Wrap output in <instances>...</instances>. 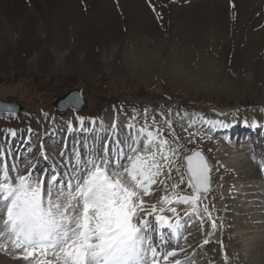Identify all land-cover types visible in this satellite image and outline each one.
I'll return each mask as SVG.
<instances>
[{"label": "rangeland", "instance_id": "374dc122", "mask_svg": "<svg viewBox=\"0 0 264 264\" xmlns=\"http://www.w3.org/2000/svg\"><path fill=\"white\" fill-rule=\"evenodd\" d=\"M26 3L30 6L29 9L36 21V36L40 41V49L30 53L21 50L23 62L17 61L13 52L21 47L20 25L11 22L9 13L0 9V99L23 105V109L18 114L0 113V136L8 134L4 131L5 129H15L17 133L29 129V138L26 140H31V143L24 144L26 147H22V149L24 160L30 158V161L33 162L37 159L39 152H42L41 145L48 146L46 148L55 147L54 150L57 154L65 150L66 141L64 142V139H67L71 131L73 132L72 129H69V122L77 120V117H83L85 122L90 119L98 120L96 124L99 125V121L106 122L111 115L118 116L115 118V122L119 136L127 139L124 136V133L128 132L126 125L133 123L137 128L143 126L146 122L145 110H147V124L152 125L150 130L155 131L159 128L165 137L172 140L170 132L171 129H174L175 136L179 137V140L173 145H179L180 160L177 162L178 165H183V155L193 149L202 150L213 164L212 180L216 187L200 201L201 215L193 214L191 216L195 221L190 228L191 235L186 237L181 245V248L184 249L182 254L186 264H209L210 261H212L211 263L215 262L213 264H248L249 261V264H264V259L259 252L257 253L260 248L256 247L259 244L257 241H264V224L260 223L259 226L257 225L258 227H251L254 223L251 213H254V217L258 220H261L260 217H264V185L260 182L258 166L252 158V153L251 156L245 153L244 147H235L231 152L224 153L223 150L226 151V149L223 140L218 136L210 135L207 131L199 129L189 131L183 120V115L188 114L184 118L190 120L191 114L189 113L198 112L199 115L210 114L217 121L233 122L235 123L231 124L233 126L252 121L262 124L264 122V111H262L264 105L261 103L263 96L252 73L249 71L247 73L244 71V74L238 71L234 72L233 69L227 67L228 63L224 57H217L218 54L213 48L201 47L200 42H196L192 38L194 32L190 35L187 34L188 30H192L191 24H185L182 28L178 24L172 28L167 27L168 29L158 33V36L156 34L155 36L146 35L132 41L127 39L122 50H116L107 55L101 54L97 65L90 64L88 59L83 57L70 58V55L58 60L55 54L52 55L53 52L50 48L54 41V34L50 32L51 17L42 16L36 9H32L29 1ZM116 11L120 18L127 17L126 9L117 6ZM157 13H159L157 10H151L154 23L162 29L165 27L166 18L162 17L160 13L158 17ZM210 23L211 21H208V24ZM181 29L189 42L185 43L179 39L178 35L183 36V32L179 31ZM167 30H170L171 33L166 32ZM71 43L75 45L73 38H71ZM136 43L137 45H135ZM132 44L134 47L130 46ZM201 51H205L206 54L204 52L201 54ZM46 52L51 58L48 57V63L44 64L42 55H45ZM74 88H79L82 91L88 105L82 111L72 108L65 111L56 109L54 107L55 100ZM41 115L46 116L45 119L48 118L46 123L49 122L48 125L53 130V134L50 130V136L46 135L47 133L41 125ZM153 118H155V124H153ZM180 120L182 121L180 122ZM166 121L171 122V129ZM104 125L107 129L108 125ZM73 128L75 132L79 131L77 129L79 127ZM66 129L69 133H66ZM56 130L62 134L61 137L55 138V135L59 134ZM190 133L195 135H189ZM256 134L252 136L255 137ZM263 134L257 135V145L264 138ZM112 135L113 132L108 130L106 136L111 137ZM16 136L12 138L11 142L15 148H20L17 142L24 143L26 140L19 134ZM51 137V140H55L56 144L48 142ZM86 138L91 140L94 137L91 135ZM211 138L214 141L210 140ZM190 140L191 143H189ZM99 143L100 140L98 145ZM216 144L218 150L214 148ZM216 154L222 156L218 161L213 158ZM40 160H42L41 155ZM237 161H241L242 164ZM228 162L237 168L240 166V168L242 166L255 168L252 169L251 174L253 177H258L257 181L251 182L250 186L246 184L251 187L250 190L245 189V181L238 178H234L232 181L221 179L218 163L228 165ZM237 168L233 166L231 170L236 171ZM222 172L226 171L222 169ZM172 175L174 180L179 179L175 171ZM173 182H167V189L173 190L171 188ZM154 188L155 190L159 188L160 193L165 191L163 186L157 185ZM175 191L190 195L191 189L185 182ZM160 193L156 194L160 195ZM160 199L161 195L156 196L151 200V205L156 204L158 208L161 207ZM205 204L208 205L211 219L215 220L217 224L214 230L211 229L210 221L202 211ZM173 206L177 207L179 213L182 212L180 205ZM248 209H251V213ZM238 218L242 220L237 222ZM241 221L242 225H238ZM224 222L229 226L226 223L224 225ZM187 225L189 224L187 223ZM237 225L251 235L245 238L237 237L235 235ZM209 232L211 236H209ZM223 234L227 241L223 242L222 248L220 241ZM206 238L209 240L207 244L204 243ZM233 241L236 246H239L238 248L232 246ZM254 250L256 251L254 252ZM225 253L228 254L227 260L224 259ZM2 254L3 252L0 251V264H19L18 259L11 256L9 252L7 254L13 257L11 261H1ZM249 255H256L257 261L253 259L254 257L250 258ZM206 260L209 262L205 263Z\"/></svg>", "mask_w": 264, "mask_h": 264}, {"label": "snow or ice", "instance_id": "6c2138e0", "mask_svg": "<svg viewBox=\"0 0 264 264\" xmlns=\"http://www.w3.org/2000/svg\"><path fill=\"white\" fill-rule=\"evenodd\" d=\"M75 102L79 103V99ZM4 108L15 115L8 105ZM145 118V124L135 132L133 123L126 125L125 140L119 138L114 122L113 135L99 137V145H82L83 153L73 148L72 167L64 173L53 169L51 173L38 174L30 169L21 174L13 165L12 175L9 165L0 163V251L11 248L16 258L26 264H186L177 258L184 249L167 239L169 235L179 238L185 227L173 205H189L190 211L186 210L185 215L200 216L201 198L213 187L212 166L201 151L195 150L183 157V165H178L179 145H173L179 137L171 129V122L166 121L173 137L169 140L159 128L150 130L147 110ZM76 119L82 131H96L95 119L89 121L88 128L84 127L83 117ZM69 127L75 131L71 122ZM4 131L17 135L15 129ZM100 131H107L103 121ZM3 156L0 150V159ZM41 158H48L43 151ZM260 167L264 171V161ZM173 171L178 180H174ZM168 181H174L171 192L167 191ZM185 182L190 195L175 191ZM157 185L165 188L159 208L156 204L147 205L144 199L154 194ZM202 211L211 229H216L208 205ZM224 259L227 260L226 253Z\"/></svg>", "mask_w": 264, "mask_h": 264}, {"label": "bare ground", "instance_id": "6f19581e", "mask_svg": "<svg viewBox=\"0 0 264 264\" xmlns=\"http://www.w3.org/2000/svg\"><path fill=\"white\" fill-rule=\"evenodd\" d=\"M26 1H29L32 9H36L42 16L51 17L52 26L50 32L54 34V41L50 47L51 52H53L52 55L55 54L58 60L67 57V55H70V58L83 57L88 59V62L93 65L99 64L101 54L107 55L113 53V51L122 50L127 39L132 41L133 39H141L146 35L155 36V34L165 31L167 27L172 28L178 24L182 28L185 24H191L192 30H188L187 34L190 35L194 32L192 38L196 42H200L201 47L213 48L218 54L216 56L224 57L229 65L226 64L227 67L233 69L234 72L238 71L244 74V71L246 73L249 71L252 73L253 79L257 81V87L261 90V95L263 96L261 103L264 105V0H151V3L149 0H0V9L7 11L11 22L20 25L21 28V47L13 51L16 60L20 62H23L21 50L30 53L40 49V41H38L36 36V21ZM117 6L127 10L126 18H120L116 11ZM153 7L156 8L162 17L166 18L165 27L162 29L153 21L151 14ZM72 10L74 11L72 12ZM208 21H211V23L208 24ZM179 31L183 32L182 29ZM166 32L171 33L170 30ZM178 36L183 42H189L184 32L183 36ZM71 38H73L75 45H72ZM145 43L147 44V42ZM130 46L134 47V44ZM203 52L206 54L205 51H201V54ZM48 57V52L42 55L44 64H47L49 58H51ZM40 118L41 125H43L42 127L48 136L51 133L49 122L46 123L48 118L45 119L46 116L44 115H41ZM71 124L72 128L79 127L77 129L80 130L78 123L72 122ZM88 127H91L90 123ZM95 128H97V124ZM103 135L102 132L100 137ZM242 135L243 130L239 129L234 136L240 138ZM19 136L26 140L29 138V131L27 129L21 130ZM12 138L13 136L10 133L0 136V150L4 152L0 163L10 164L11 160L16 158L13 155L15 146L11 142ZM217 144L214 148L218 150ZM17 149L20 148L18 147ZM43 152L50 157L54 155L47 149H44ZM260 155H264V151H261ZM219 157V154L214 156L217 161ZM42 160L44 159L42 158ZM238 163H241V161ZM231 164L222 165L218 163L219 170L221 172L222 169L226 171L225 173L223 171L220 176L222 180L232 181L234 178H238L245 181V185L257 181L258 177H253V174H251L254 167L242 166L240 168V166L237 168V166L235 167V165ZM56 165L55 162L54 166ZM46 166L47 164L43 165L44 168ZM233 166L237 168L236 171L231 170ZM10 172L15 175L14 169H10ZM248 185H246L247 188L245 187V189L250 190L251 187ZM251 209H248L249 213H251ZM183 213L184 210L180 215L184 216ZM251 214L254 218V223H252L251 227L255 228L260 223L264 224V217H260L261 220H258V218L254 217V213ZM238 219L237 222L242 220ZM238 225H242V221ZM238 225L236 226L237 231L235 234L237 237L245 238L251 235L244 228L238 227ZM257 242L259 247L258 245L256 247L260 248L257 253L259 252L264 259V241L259 240ZM207 246L209 247V245ZM232 246H236L235 241L232 242ZM236 247L238 248L239 246ZM239 253L243 255L241 252ZM9 255L3 252L1 261H11L13 257ZM14 256L16 257L15 253ZM249 257H254L255 261L258 259L256 255H249ZM261 257L260 259L262 260ZM18 263L26 264L22 259H18Z\"/></svg>", "mask_w": 264, "mask_h": 264}, {"label": "water", "instance_id": "95a60500", "mask_svg": "<svg viewBox=\"0 0 264 264\" xmlns=\"http://www.w3.org/2000/svg\"><path fill=\"white\" fill-rule=\"evenodd\" d=\"M77 98L79 99V103L75 102ZM4 105H8L9 107H11L14 110V112H18L19 110L23 109V106L19 104L0 100V112L5 111ZM54 105H56L60 109H66L69 106H74L77 109H82L86 106V99L82 97L81 92L78 89H74L71 92H69L67 95L58 98L54 102Z\"/></svg>", "mask_w": 264, "mask_h": 264}]
</instances>
